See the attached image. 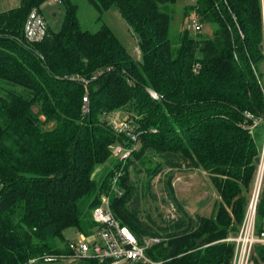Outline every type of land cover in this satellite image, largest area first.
<instances>
[{
  "label": "trees",
  "instance_id": "16d2710c",
  "mask_svg": "<svg viewBox=\"0 0 264 264\" xmlns=\"http://www.w3.org/2000/svg\"><path fill=\"white\" fill-rule=\"evenodd\" d=\"M45 1L0 12V81L9 86L0 94V264L53 260L63 252L53 241L68 227L90 231L105 195L140 240L159 238L146 250L151 260L231 264L234 243L224 239L243 220L264 137L263 1L193 0L183 16L214 25L202 37L170 35L177 0H87L99 15L118 8L139 37V60L100 16L97 30L81 29L71 0L59 32L48 26L41 41L26 42L27 15ZM119 115L137 133L124 161L112 156L115 144L132 145L113 128ZM184 170L209 175L219 197L211 216L190 215L177 199L171 178ZM157 172L169 177L163 191L178 215L164 225L132 208L135 196L152 194ZM257 217L260 230L264 183ZM252 264H264L260 245Z\"/></svg>",
  "mask_w": 264,
  "mask_h": 264
},
{
  "label": "rangeland",
  "instance_id": "374dc122",
  "mask_svg": "<svg viewBox=\"0 0 264 264\" xmlns=\"http://www.w3.org/2000/svg\"><path fill=\"white\" fill-rule=\"evenodd\" d=\"M71 1L77 6V17L81 29L89 31L97 30L99 27L98 19L100 16L101 21L106 23L111 28L120 43L126 48L130 57L135 60L140 59L139 37L132 33L115 5L111 6L99 15L98 11L90 5L87 0ZM262 1L264 19V0ZM19 3L20 0H0V12L15 8L19 5ZM190 4H193V0H177V2L171 6L174 9V12L172 10L170 35L175 36L179 31L186 29L192 36L198 35L202 37H211L214 25L200 23L201 29L199 31H195L193 26L194 23L198 21L197 17L193 13L186 17L183 16V7ZM40 12L48 23L50 31L53 33L59 32L66 14V5L64 0L56 2H52L51 0L45 1L40 6ZM8 87L9 86H6L0 81V94ZM123 116H114V119L116 117L120 118ZM103 169L105 170V168ZM100 171L101 170L98 169L95 172L96 178L99 177ZM255 174L256 173L253 174L249 194L252 191ZM167 180H169V177H165V172H157L150 182L152 194L150 196L144 195L139 199H136L135 196L133 199L132 203L134 205L132 208L138 211V215L144 219V221H153L159 225H164L166 222L174 221L178 217L172 200L169 199L166 196L167 193L165 194L163 191L164 181L167 182ZM171 184L177 199L183 203L184 209L190 215H212L215 205L219 201V197L208 174L202 170H195L192 172L185 170L177 171L174 172L171 178ZM163 200L167 202L164 203ZM96 228L97 226L95 224L90 231L84 233L87 236L86 240L89 243L98 239V236L94 234ZM81 236L82 233L80 231L73 227H68L63 230V240H54L53 244L61 251L65 252L67 242H77L81 239ZM30 260H35V262H29ZM30 260L28 261V264H81V261L63 258H55L53 260H38L33 258Z\"/></svg>",
  "mask_w": 264,
  "mask_h": 264
},
{
  "label": "built area",
  "instance_id": "2783aa9c",
  "mask_svg": "<svg viewBox=\"0 0 264 264\" xmlns=\"http://www.w3.org/2000/svg\"><path fill=\"white\" fill-rule=\"evenodd\" d=\"M56 2L59 0H51ZM47 22L39 9L33 8L27 15L23 26V37L28 42L41 41L47 34ZM194 30L199 31L201 24L194 23ZM84 83H87L83 80ZM154 99L158 94L150 91ZM84 105L88 103V96L83 97ZM113 128L116 132H125L130 137L131 146L115 144L112 149V156L119 161L127 159L131 152L136 149L137 133L134 126L125 117L115 118ZM252 191L249 195L247 207L238 231L229 235L225 241L234 243V253L231 264H252L254 247L260 245L264 248V220L261 229L258 230L257 206L260 199L261 189L264 183V137L261 147V154L255 172ZM93 221L96 223L95 235L98 239L89 243L87 236L82 233L81 239L77 242H67L66 251L57 255H48L47 259L63 258L77 261L97 260L103 264H159L151 260L146 250L158 243L156 236L143 237L140 240L126 225H122L115 217L110 207V197L105 195L100 203L92 211ZM29 262H35L30 260Z\"/></svg>",
  "mask_w": 264,
  "mask_h": 264
},
{
  "label": "crops",
  "instance_id": "0c3cea01",
  "mask_svg": "<svg viewBox=\"0 0 264 264\" xmlns=\"http://www.w3.org/2000/svg\"><path fill=\"white\" fill-rule=\"evenodd\" d=\"M47 25H48V23H47Z\"/></svg>",
  "mask_w": 264,
  "mask_h": 264
}]
</instances>
